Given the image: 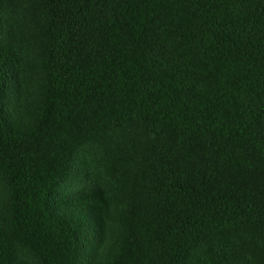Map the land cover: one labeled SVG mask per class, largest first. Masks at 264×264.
I'll return each instance as SVG.
<instances>
[{
  "label": "trees",
  "instance_id": "1",
  "mask_svg": "<svg viewBox=\"0 0 264 264\" xmlns=\"http://www.w3.org/2000/svg\"><path fill=\"white\" fill-rule=\"evenodd\" d=\"M0 171V264H264V0H0Z\"/></svg>",
  "mask_w": 264,
  "mask_h": 264
},
{
  "label": "rangeland",
  "instance_id": "2",
  "mask_svg": "<svg viewBox=\"0 0 264 264\" xmlns=\"http://www.w3.org/2000/svg\"><path fill=\"white\" fill-rule=\"evenodd\" d=\"M21 48L23 51L21 61L22 73L20 74V84L22 87L19 88L21 94L19 95V93L13 89L10 92V98H13L14 100V106L12 108L14 111H16L15 109L20 108L21 111L16 112L25 115V111H27L30 115L33 112V109H35L39 103V95L42 85V76L40 70L41 67L39 66L41 63L38 62L37 53L31 44H22ZM81 157H83V155H81ZM82 187L83 184L81 182H65L58 188L55 199L58 202H61L64 198L67 201H72L74 200L73 195L76 194L77 189ZM8 203V186L4 175L0 171V217L5 215ZM116 226L117 227L115 228L117 229L119 225L116 224ZM109 227L111 228V226H108L110 231ZM110 233H116V230H113ZM239 257H241V260L238 262V264H255V257L251 253L244 252ZM18 258L22 264H38L36 256L25 249H20Z\"/></svg>",
  "mask_w": 264,
  "mask_h": 264
}]
</instances>
